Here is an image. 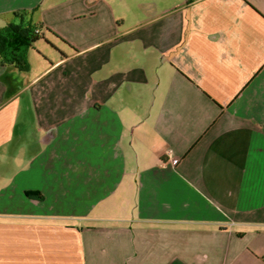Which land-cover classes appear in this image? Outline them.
Listing matches in <instances>:
<instances>
[{
  "label": "crops",
  "instance_id": "1",
  "mask_svg": "<svg viewBox=\"0 0 264 264\" xmlns=\"http://www.w3.org/2000/svg\"><path fill=\"white\" fill-rule=\"evenodd\" d=\"M0 264H264V0H0Z\"/></svg>",
  "mask_w": 264,
  "mask_h": 264
},
{
  "label": "trees",
  "instance_id": "2",
  "mask_svg": "<svg viewBox=\"0 0 264 264\" xmlns=\"http://www.w3.org/2000/svg\"><path fill=\"white\" fill-rule=\"evenodd\" d=\"M38 25L31 22L11 23L0 29V62H9L18 68H27L26 51L42 38Z\"/></svg>",
  "mask_w": 264,
  "mask_h": 264
},
{
  "label": "built area",
  "instance_id": "3",
  "mask_svg": "<svg viewBox=\"0 0 264 264\" xmlns=\"http://www.w3.org/2000/svg\"><path fill=\"white\" fill-rule=\"evenodd\" d=\"M38 32V31H37ZM39 33V32H38Z\"/></svg>",
  "mask_w": 264,
  "mask_h": 264
}]
</instances>
